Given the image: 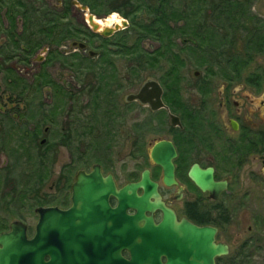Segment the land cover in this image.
<instances>
[{
  "label": "flooded vegetation",
  "instance_id": "obj_1",
  "mask_svg": "<svg viewBox=\"0 0 264 264\" xmlns=\"http://www.w3.org/2000/svg\"><path fill=\"white\" fill-rule=\"evenodd\" d=\"M50 1L44 0L45 5L62 15L66 24V33L56 42L32 28L24 31L20 19L11 28L3 17L0 28V94L5 105L15 98L11 107L0 105L1 227L8 216L14 218L0 234L20 222L26 238L32 239L39 221L37 209H70L78 172L89 174L97 166L101 177L110 176L118 190L139 183L147 172L161 202L178 222L185 219L216 229L215 242L225 244L228 254L216 258L215 264L217 259L235 257L227 236L230 228L240 236V227L232 225L234 208H247L246 196L262 188L264 172V79L260 73H246L249 65L261 60L253 56L261 57L264 50V19L254 13V0ZM71 12L85 16L84 24L76 23ZM90 16L96 31L88 23ZM112 17L115 20L109 23ZM27 36L32 42L40 39V46L29 53L20 42L17 55L27 58L13 57L14 44ZM68 43L73 53L59 50ZM40 49H48L41 66L50 64L53 49L68 58L66 67L74 73L64 80L67 84L56 86L46 68L23 75L9 66L13 62L31 65ZM188 65L213 71L231 65L241 68L204 72L203 77L194 72L195 79H188L183 73ZM8 68L13 74H7ZM62 119L64 127L59 124ZM10 141L18 149L7 145ZM159 144L163 145L157 154L171 158V184L164 182V168L152 157ZM55 145L67 149V162L42 191L38 161L42 175L46 174V161H53ZM31 147L38 151L35 157L30 155ZM90 154L95 161L88 159ZM33 158L35 168L19 172L22 162ZM82 159L86 164L80 163ZM124 160L135 165H120ZM194 165L211 168L213 180L225 183L216 198L195 185L190 177ZM246 171L252 189L241 182ZM14 176L20 177L19 185L10 178L2 183ZM30 181L35 184L30 197L29 192L26 195L31 200L18 203L24 190L30 189ZM142 193L138 188L137 194ZM108 203L111 208L118 204L113 196ZM22 211L32 224L26 223ZM127 214L134 210L128 209ZM146 215L158 224L163 214L154 210ZM251 232L252 226L242 232L245 239L236 245L238 249ZM121 256L128 260L129 252L124 250Z\"/></svg>",
  "mask_w": 264,
  "mask_h": 264
},
{
  "label": "water",
  "instance_id": "obj_2",
  "mask_svg": "<svg viewBox=\"0 0 264 264\" xmlns=\"http://www.w3.org/2000/svg\"><path fill=\"white\" fill-rule=\"evenodd\" d=\"M88 23L97 30L91 16ZM162 145L154 147L152 157L164 168V182L171 184V158L157 154ZM212 174L211 168L202 170L197 165L190 170L195 185L216 198L225 183L215 182ZM138 188L143 189L141 195ZM110 196L118 202L115 208L109 206ZM71 203L67 211L37 209L39 221L32 239L26 238L22 223H11L10 230L0 234V264H215L216 258L228 254L225 244L215 242V228L176 220L147 172L139 183L118 190L110 176L101 177L97 166L89 174L80 171L72 186ZM128 209L134 214L128 215ZM154 210L163 214L158 224L146 215ZM124 250L129 252L128 260L121 256Z\"/></svg>",
  "mask_w": 264,
  "mask_h": 264
},
{
  "label": "rangeland",
  "instance_id": "obj_3",
  "mask_svg": "<svg viewBox=\"0 0 264 264\" xmlns=\"http://www.w3.org/2000/svg\"><path fill=\"white\" fill-rule=\"evenodd\" d=\"M50 2L55 4V0H51ZM47 3H49L48 0H47ZM253 5H254V10H255L254 13H256L257 15H259L261 18L264 19V0H254ZM71 17L75 20L76 23L81 24V25L84 24L83 19H86L85 16H83L82 14H79L77 12L76 13L71 12ZM114 20H115L114 17L110 18L109 23H110V21L112 22ZM72 47L73 46L71 45V43H68V44H64V46L60 47L59 50L65 51L66 53H73L75 50H72ZM47 53H48V49H46L45 51H43V49H40L36 53V56H34V60H32V64L27 66V67H24L21 64H17L15 62L11 63L9 66H11L12 69H14L16 72H18L20 74L23 73V75H25L26 73H28V74L35 73L41 69L43 70L46 68L48 70V73L50 74L51 78L55 81L56 86H62L66 83V81H64V80H68L69 79L68 75H70L71 73H74V70L70 71L66 67V65H64V64H67L68 62H64V64H63V63L57 61L58 59L51 61L50 64L47 66L46 65L41 66V63L44 62V59L47 56ZM250 53H251V51H248V54H250ZM253 57L258 58V59L261 58V60L258 61L257 63L255 62L254 64L249 65L246 69V73L247 74L260 73L264 79V50H263V54L261 57H259V55H256ZM38 59H41V61H39ZM74 68H77V66H74ZM215 70H217V69H215ZM194 72H200L201 73L200 76L203 77L202 75H204V72H205L204 67L201 65H188V66H185L183 69V73H184V75H186V77L188 79H195V77L193 75ZM1 83L2 82L0 81V85H1ZM216 83L219 84L221 82L218 81ZM45 92L48 93V91H45ZM2 97L4 98V96H1V94H0V105H5L4 101L2 100ZM44 98L45 97H43V99ZM12 99H13L12 101L15 102V98L12 97ZM12 101L10 103H7L5 106L11 107V105H14V103ZM59 124L61 127H64L63 126V119L59 122ZM58 128H59V126L56 125V128H55L56 131H59ZM9 140H10V138H9ZM7 145H9V146L11 145L12 147H15L18 149V147L15 144H13L11 141ZM31 148H32V150H31L30 155L35 157V153L37 154L38 151H36L37 149L35 150L36 147H31ZM39 149H41V148L39 147ZM40 151H43V149ZM52 153H54L53 161H50V160L46 161V165L44 163L45 167L49 168V170L46 174L42 175V179L40 182V185H42V186H40V188H42V191H46L50 187L51 182L53 181L54 178L57 177L58 173L62 169L63 163L67 162L66 156H67L68 151L64 146L55 145L54 149L52 150ZM89 156H90L88 158L89 160L95 161V159L93 158V155L90 154ZM89 162L90 161H88V163ZM4 163H5V161L3 162V164ZM80 163L86 164L84 159H82L80 161ZM123 163H124V165H132V166L135 165V163H133L131 161H126V160H124V162H120V165H122ZM90 165H89V167H91ZM35 166H36L35 158H33V160H29L27 162L24 161V162H22V168H20L19 172L27 171L28 169L32 170L33 168H35ZM258 166H260V164ZM38 167H39V161H38ZM122 169L123 168H121V170ZM248 174L249 173L247 171L245 172V174L242 173L240 179H241L242 183L244 181L246 182L247 185L243 186L245 189H250V188L252 189V185H251V182L249 180L250 177ZM18 179H20V177H18ZM32 180H33V178H31V181ZM25 181H26V179L22 178V180L20 182L21 186L25 185ZM31 181L28 184L31 185ZM261 186H262L261 189H256V190L254 189L252 191L253 192L252 195L246 196L247 208L238 209V210H237V208H234V213H236V215H234V218L232 220V225L240 227V229L238 230V235H240V236L237 238V235L233 233L232 228L229 229L227 236H228V244L230 246L231 254L237 255L238 260H239V262H237L238 264H263L264 263V172L262 175ZM242 191H243V188H242ZM30 193H29L28 197H30ZM26 195H27L26 192H24V194H21V198H19V200L17 202L22 204L23 202L31 200V198H27ZM244 210L246 211V215H245V213H243ZM12 214L15 216L14 213H11V215ZM17 215H19V213H17ZM23 216L26 218L25 219L26 223H28V224L33 223L32 222L33 220H31L30 217L28 215H26L24 212H23ZM0 217H1V214H0ZM12 217L13 216H8L6 221L7 222L12 221L14 219V218L11 219ZM7 222L2 223V227L0 230L7 228V224H8ZM249 226H252L251 236H250V238H247V240H245L244 246L241 249H238L236 247V245L242 243L245 239V236L242 232L245 231ZM235 239H237V240H235Z\"/></svg>",
  "mask_w": 264,
  "mask_h": 264
},
{
  "label": "trees",
  "instance_id": "obj_4",
  "mask_svg": "<svg viewBox=\"0 0 264 264\" xmlns=\"http://www.w3.org/2000/svg\"><path fill=\"white\" fill-rule=\"evenodd\" d=\"M7 21V26L14 28L16 27L18 19L22 22V27H24V31H27L28 28H32L33 32H43L41 34H46L47 40H52L54 42L57 41V37L63 36L64 33H66V24H64V17L57 12L52 11L50 8H48L45 5L44 0H0V28L4 26L3 19L4 18ZM11 30V29H9ZM13 30L9 31L13 35ZM45 32V33H44ZM20 42H22L25 49L29 50V53L34 52V50L40 46L41 41L40 39L33 40V42L30 40V38L22 37L17 41L15 46V52L13 57L26 59V54H21V56L17 55L19 53V46ZM37 42V43H36ZM55 59H58L57 61L64 64V62H67L68 58L63 55L62 52H59L57 49H53L49 54V61H53ZM64 65H68L64 64ZM0 66V70H1ZM219 69L213 71L210 70L209 67H204L205 73L208 72H215V73H226L233 70H238V68H241L239 66H229V67H218ZM228 69V70H227ZM7 74H13V71L11 69L6 70ZM41 160V159H40ZM40 164V161H39ZM38 179L39 182H41L42 179V171L41 167H38ZM8 178L12 179L15 184L19 185L18 178L17 177H7L5 180L2 181V183H6ZM35 184L33 183L30 186V189L24 190L26 193H30L32 189L34 188ZM29 187V186H28ZM1 227V224H0ZM1 229V228H0ZM239 262L237 255L235 257L230 258H221L217 259L216 264H238ZM264 264V263H263Z\"/></svg>",
  "mask_w": 264,
  "mask_h": 264
},
{
  "label": "bare ground",
  "instance_id": "obj_5",
  "mask_svg": "<svg viewBox=\"0 0 264 264\" xmlns=\"http://www.w3.org/2000/svg\"><path fill=\"white\" fill-rule=\"evenodd\" d=\"M100 28V27H99Z\"/></svg>",
  "mask_w": 264,
  "mask_h": 264
}]
</instances>
